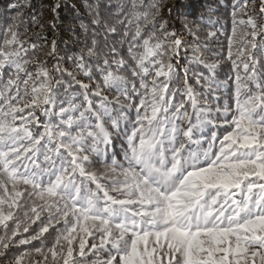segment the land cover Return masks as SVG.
<instances>
[{"label":"snow or ice","instance_id":"6c2138e0","mask_svg":"<svg viewBox=\"0 0 264 264\" xmlns=\"http://www.w3.org/2000/svg\"><path fill=\"white\" fill-rule=\"evenodd\" d=\"M26 6L0 26V260L264 264V0H232L212 62L180 0L89 5L71 70L35 58Z\"/></svg>","mask_w":264,"mask_h":264},{"label":"trees","instance_id":"16d2710c","mask_svg":"<svg viewBox=\"0 0 264 264\" xmlns=\"http://www.w3.org/2000/svg\"><path fill=\"white\" fill-rule=\"evenodd\" d=\"M9 2L10 0H0V16L3 17V19H0V26H3L4 19L11 21L17 15L15 11L8 7ZM11 2L15 3L16 0H11ZM121 3L127 7L130 6L131 0H27V6L22 9L23 17L18 22L19 29L29 41L37 44L35 58L38 62H44L49 69H52L59 62L62 67H68L71 70L72 64L67 60V57L79 54L83 47L84 34L80 29V23L90 24L92 16L89 13V5L93 8H98L101 15L107 18L109 16V7H111L112 13H115L116 6ZM163 3L165 5V15L167 16V8L175 4L176 0H163ZM180 3L184 7L177 9L178 12L191 13L187 18L188 22L194 26L198 33L199 40L197 43H200L201 47L207 44V47L211 49V51L204 53L209 61H214L216 57L213 53L221 52V49H223V54L226 55V36L231 34L232 27V0H180ZM240 3L243 4L244 0H240ZM56 4L59 5V8L54 12L52 8ZM247 7L249 14H252L253 10L258 12L260 0H247ZM172 15L177 29H180V21L175 20L176 12H173ZM33 16H35V22L32 20ZM201 17L203 18L201 19ZM209 18L213 21H218V23H215L213 26V24L208 23ZM95 27L91 26L90 33ZM209 31L216 32V36L208 37L207 33ZM100 32L101 38H103V30L100 29ZM179 35L188 43H191L195 39L187 30L180 31ZM53 41L56 42V52L49 55L52 52ZM127 47V44H124L122 47V53L125 55ZM184 55L185 52L181 49V56L183 57ZM183 63L182 59L181 64ZM229 68L230 64L222 71L218 70L219 78H224ZM30 70L35 71V68L30 66ZM198 70L204 71L207 74L202 66ZM181 76H183L182 72ZM78 78L84 80L85 83H89L88 79L83 77V75H80ZM98 79L99 77L97 76ZM92 83L94 84L95 81H92ZM190 83L198 91L202 90L194 78L190 80ZM105 94L111 96L114 94V91L105 90ZM212 103L214 104L215 101H212ZM111 151L110 147L109 153ZM116 151H120L119 140L116 141ZM37 258L33 256V260ZM0 264H7V262L0 260Z\"/></svg>","mask_w":264,"mask_h":264}]
</instances>
